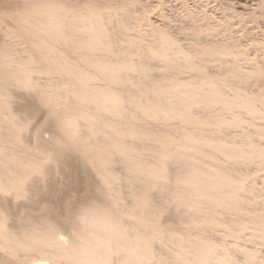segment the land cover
Here are the masks:
<instances>
[{"label":"bare ground","instance_id":"bare-ground-1","mask_svg":"<svg viewBox=\"0 0 264 264\" xmlns=\"http://www.w3.org/2000/svg\"><path fill=\"white\" fill-rule=\"evenodd\" d=\"M155 2L0 0V264H264V0Z\"/></svg>","mask_w":264,"mask_h":264},{"label":"rangeland","instance_id":"rangeland-1","mask_svg":"<svg viewBox=\"0 0 264 264\" xmlns=\"http://www.w3.org/2000/svg\"><path fill=\"white\" fill-rule=\"evenodd\" d=\"M142 2H143V4L144 5H149L150 3H156L155 1L156 0H141ZM159 2H161V7L163 8V12H167L168 10H167V7H168V5H169V2H168V0H158ZM149 7V6H148ZM165 10V11H164ZM155 12H158V10H156L155 9ZM151 15V17H150V19H151V21H153V20H155L156 19V17H155V15H154V13L152 12L151 14L149 13L148 14V16H150ZM157 20V19H156ZM24 92H26V91H24ZM14 100L15 98L14 97H11V100ZM19 116H20V119L22 120V122H23V132L24 131H29V129H30V127H32L33 125H34V123H35V120H36V118L35 117H29V116H27V115H25L24 113H20L19 114ZM241 116L243 117V119H245V113H242L241 114ZM242 125H244V126H248V129H250V130H252V129H255V128H257V127H254V126H252V125H250V124H247V123H242ZM211 127H213V128H216L217 126H215V125H213V126H211ZM164 128V127H163ZM247 128V127H246ZM235 129H238L237 127L235 128ZM46 135V136H45ZM44 135V138L46 139V141H48L49 140V138L51 139V137H52V134L50 133L49 135H48V133H46ZM254 136H255V141H256V143L260 146V148L261 149H263V151H264V136L263 135H257V134H254ZM135 141H138V139H136ZM151 145V144H150ZM149 144H148V146L146 145V147L147 148H149V146H150ZM153 145V144H152ZM152 145H151V149H155L156 147H154L155 145H153V148H152ZM157 146V145H156ZM158 147V146H157ZM157 149V148H156ZM148 153V152H147ZM254 156V155H253ZM223 159H224V157H223ZM256 159V158H255ZM225 160V159H224ZM236 166L238 167H243V164L241 165V164H236ZM251 167V168H250ZM244 169H247V170H249V173H247V174H245V176H244V180H242V181H239V182H241L242 184H244V185H246V184H253L255 187H257V188H261L263 191H261L262 192V195H260V196H258L259 198H260V201H262V200H264V166L262 165V164H259V163H255V164H253V163H251L247 168H245V167H243ZM239 176V177H238ZM236 177L237 178H243V176H241L240 174H237L236 175ZM207 228V229H206ZM206 228H204V229H206V230H204V229H202L201 230V232H202V235L204 234H206L207 235V237H206V235H205V237L207 238L206 240H208L209 242L208 243H210V241H211V239H212V229L211 228H209V227H206ZM204 231V232H203ZM211 233V235H209ZM214 233V232H213ZM203 235V236H204ZM210 237H211V239H210ZM190 239H196V237L195 236H190ZM169 240H166V242H167V244L166 243H163V245H164V247H165V250H166V252L170 255V257H174V259H178V258H180L181 257V253L183 252V248L181 247H179V245H177V244H173V242L171 241V242H168ZM171 243V246H173V247H171L169 244ZM173 244V245H172ZM158 246H160L159 244H157ZM168 247H167V246ZM177 245V246H176ZM170 246V247H169ZM175 247V248H174ZM171 248H173L174 250H172L171 251ZM170 251H171V253H170ZM176 251V252H175ZM174 252L176 253L175 255H171V254H174ZM0 254H1V250H0ZM188 256L190 257V258H192L193 257V254L192 253H189L188 254ZM168 261H169V259H167ZM173 264H179V263H173Z\"/></svg>","mask_w":264,"mask_h":264},{"label":"snow or ice","instance_id":"snow-or-ice-1","mask_svg":"<svg viewBox=\"0 0 264 264\" xmlns=\"http://www.w3.org/2000/svg\"><path fill=\"white\" fill-rule=\"evenodd\" d=\"M161 207H162V205H161Z\"/></svg>","mask_w":264,"mask_h":264}]
</instances>
